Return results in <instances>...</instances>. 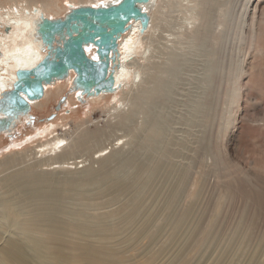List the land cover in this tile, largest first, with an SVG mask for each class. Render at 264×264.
Returning <instances> with one entry per match:
<instances>
[{
  "label": "bare ground",
  "instance_id": "obj_1",
  "mask_svg": "<svg viewBox=\"0 0 264 264\" xmlns=\"http://www.w3.org/2000/svg\"><path fill=\"white\" fill-rule=\"evenodd\" d=\"M19 1L0 0V95L11 88L17 69H30L46 53L45 45L35 34L40 15L61 17L71 8L60 0H25L26 4L20 8ZM70 1L76 7L103 5L113 0ZM189 1H195L191 22L201 24L205 1ZM154 4L155 0H150L144 6L150 20L143 33L139 21H131L130 28L118 39L113 71L115 90L89 96L95 103L112 99L115 116L121 119L124 115L127 123L119 119L117 125L94 130L80 124L70 132L59 134L56 123L51 121L25 139L22 152L1 161L7 170L23 164L0 176V264H199L197 255L202 256L211 246L224 248V255L215 261L223 264L228 252L238 253L249 246L257 249L264 239V234L253 239L251 229L258 222V215H264V186L258 184L259 180L249 185L252 192L262 193L251 195L249 200L255 212L258 211L250 209L248 198L244 197L238 220L220 233L219 219L210 214L207 202L213 187H210L208 161L203 160L209 159V148H203V139L197 142L199 149H192L191 135H188L189 145L164 138L166 128L155 125L156 118L142 121L140 135L133 125V129L129 127L134 118L129 120L126 114L133 107L138 110V102L128 98L127 92L124 98L116 95L129 83H139L141 68L147 70L140 60L144 61L150 53L152 35L159 28L154 22ZM194 31H199V27ZM85 49L89 57L96 58L94 47L89 45ZM72 77L70 71L63 82L71 84ZM58 89L56 92L50 85L45 86L43 96L30 101L31 108L44 107L52 96L57 97ZM143 111L137 114L146 116ZM118 129H123L124 134L118 136ZM132 135L144 143L145 153L139 150L117 158L120 150L124 153L123 148L118 149L119 145L128 143L123 138ZM176 147L190 154L176 153ZM191 153L200 161L196 178L189 177L186 168L193 164ZM32 155L38 158L23 162L24 157ZM171 156L187 160V164L168 159ZM86 160L98 161L99 167L77 171V165ZM41 165L53 170H35V166ZM54 168L64 169L63 174L55 173ZM237 192L247 196L240 189ZM215 193L222 198L227 191L222 188ZM249 215L251 218L246 223ZM239 260L240 257H235L233 261ZM252 264L264 262L258 257Z\"/></svg>",
  "mask_w": 264,
  "mask_h": 264
},
{
  "label": "rangeland",
  "instance_id": "obj_2",
  "mask_svg": "<svg viewBox=\"0 0 264 264\" xmlns=\"http://www.w3.org/2000/svg\"><path fill=\"white\" fill-rule=\"evenodd\" d=\"M60 1L69 8L74 7L70 0ZM97 1L100 3L106 0ZM203 1L204 22L202 20L200 24L191 22V16L195 14L192 10L195 1L155 0L152 12L159 28L152 35L150 53L144 61L140 60L147 70L139 68V83H129L116 97L124 98L127 92L128 98L138 102V110L133 107L126 114L129 120L134 118L129 127L133 129V125L137 128L138 135L142 134L143 120L150 122L156 118L155 125L166 128L164 138L189 145L187 140L188 135H191L192 149H199L197 142L203 139V148H209V159L203 160L208 161L210 187H213L209 194L210 202H207L210 214L217 215L219 219L217 228L221 233L238 220V210L245 201L244 197L248 198L246 203L255 212L249 202L250 196L262 193L252 192L250 183L259 180L258 184L264 186V0ZM25 4V0H20L17 7L23 8ZM220 20L222 24H219ZM195 27H199V31H194ZM224 77L227 81H224ZM58 81L49 84L53 90L60 86L57 97L52 96L44 107H32L28 116L20 117L13 131L0 133V176L23 164L7 170L1 166V161L22 152L25 139L42 130L51 121L56 123L55 128L59 134L70 132L80 124L84 127L88 125L91 130L118 124L120 118L115 116L117 113L111 108L112 99L95 103L89 97H83L82 102L77 98L78 91H69V82ZM62 97H65L64 101L59 102ZM128 107L129 103L126 109ZM141 110L145 111L146 116L137 114ZM123 117L120 120L126 124ZM116 134L123 135V129H118ZM126 139L128 143L118 147L123 148L124 153L120 150L117 158L122 159L126 153L139 150H142L141 154L145 153V145L138 141L136 135L124 137L123 141ZM137 145L141 146L138 148ZM175 149L176 153L190 154L180 147ZM36 156H26L23 162L30 163ZM193 157V164L186 168L189 177L196 178L200 171V161L196 154ZM168 159L181 161L180 157L175 156ZM181 162L187 164V160ZM81 164L84 166L79 167ZM111 164L119 168L115 162ZM98 167V161L86 160L77 165V171ZM35 170L53 169L41 165L35 166ZM54 170L61 175L64 171L61 168ZM222 188L227 193L219 198L215 191ZM239 189L247 196H240L237 192ZM250 218L249 215L246 223ZM251 229L253 239L264 234V215H258V222ZM215 248L220 252H216ZM224 253V248L211 246L202 256L197 255V259L199 264H215L216 259ZM235 257H240V260L234 262ZM258 257L264 262V239L257 245V249L249 246L238 253L228 252L223 264H252Z\"/></svg>",
  "mask_w": 264,
  "mask_h": 264
},
{
  "label": "water",
  "instance_id": "obj_3",
  "mask_svg": "<svg viewBox=\"0 0 264 264\" xmlns=\"http://www.w3.org/2000/svg\"><path fill=\"white\" fill-rule=\"evenodd\" d=\"M149 2L113 0L97 6L80 4L61 17L40 15L35 34L46 53L30 69H17L11 88L1 93L0 133L13 131L20 117L28 115L30 101L40 99L45 86L66 79L70 71L73 77L69 91H78L77 98L82 102L83 97L112 93L118 39L130 28L131 21H139L140 32L146 30L150 14L145 7ZM89 45L94 47L95 59L86 53Z\"/></svg>",
  "mask_w": 264,
  "mask_h": 264
}]
</instances>
